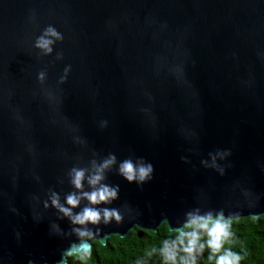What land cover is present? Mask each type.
<instances>
[{"label":"water","instance_id":"1","mask_svg":"<svg viewBox=\"0 0 264 264\" xmlns=\"http://www.w3.org/2000/svg\"><path fill=\"white\" fill-rule=\"evenodd\" d=\"M49 25L63 39L46 55ZM223 151L224 175L202 163ZM109 154L154 173H106L120 192L101 207L124 219L88 225L98 238L195 209L264 215V0H0V264H58L79 226L49 198Z\"/></svg>","mask_w":264,"mask_h":264},{"label":"clouds","instance_id":"2","mask_svg":"<svg viewBox=\"0 0 264 264\" xmlns=\"http://www.w3.org/2000/svg\"><path fill=\"white\" fill-rule=\"evenodd\" d=\"M63 35L54 26L45 28L42 35L35 41V47L42 50L44 54H51L56 41L62 40ZM71 66L65 68L66 74ZM44 73L38 74V79H44ZM211 155V164L202 161L206 167H211L224 175V169L217 164V157L223 159L230 152L223 151ZM183 159V158H182ZM117 167V172L129 183L142 186L152 179L154 167L151 162L143 158L133 159L131 157L117 162L114 154H109L102 161L91 162V168L72 167L69 171L70 183L75 191L67 194L63 200L56 192L50 196V206L54 207L64 217L68 218L74 227L73 232L78 238V243L71 244L62 253L58 264H69V260L78 264H88L93 256V243L105 245L108 235L99 237V229L93 232L88 225L97 226L101 223L110 224L113 220L120 224L124 217L120 209L112 207H101L110 205L119 198V185H111L106 182V173ZM85 183L90 190H85ZM251 193L250 190H245ZM257 199H259L257 197ZM83 200L88 204L79 212L74 209L80 206ZM45 207L49 203L45 202ZM15 211V209H13ZM240 212H230L225 215L223 209L218 211H206L201 213L195 209L186 213L185 222L181 227L172 229L166 238L159 241L158 246L146 248L143 255L137 257L135 264H151L154 258H159V264H199L205 257L208 264H241L247 253L244 249L234 250L237 239L233 231V224L238 222ZM255 219V217H254ZM33 264V262H29Z\"/></svg>","mask_w":264,"mask_h":264},{"label":"trees","instance_id":"3","mask_svg":"<svg viewBox=\"0 0 264 264\" xmlns=\"http://www.w3.org/2000/svg\"><path fill=\"white\" fill-rule=\"evenodd\" d=\"M138 230L135 228L126 237L113 235L108 238L106 246L92 242L93 256L88 264H135L146 248L158 246L159 241L171 232L167 224L161 225L157 231L143 230L141 237ZM233 231L237 237L234 250L244 249L247 253L241 264H264V215L239 219L233 224ZM206 256L207 251L199 264H208ZM69 264L78 262L69 260ZM151 264H159V258H154Z\"/></svg>","mask_w":264,"mask_h":264}]
</instances>
